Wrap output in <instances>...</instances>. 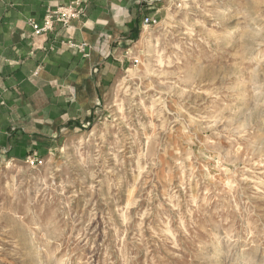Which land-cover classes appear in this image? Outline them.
<instances>
[{"label":"rangeland","instance_id":"1","mask_svg":"<svg viewBox=\"0 0 264 264\" xmlns=\"http://www.w3.org/2000/svg\"><path fill=\"white\" fill-rule=\"evenodd\" d=\"M153 20L83 127L0 164V264H264V0Z\"/></svg>","mask_w":264,"mask_h":264},{"label":"crops","instance_id":"2","mask_svg":"<svg viewBox=\"0 0 264 264\" xmlns=\"http://www.w3.org/2000/svg\"><path fill=\"white\" fill-rule=\"evenodd\" d=\"M72 0H0V164L83 127L130 62L133 34L168 0H89L84 16L34 37L28 19Z\"/></svg>","mask_w":264,"mask_h":264},{"label":"built area","instance_id":"3","mask_svg":"<svg viewBox=\"0 0 264 264\" xmlns=\"http://www.w3.org/2000/svg\"><path fill=\"white\" fill-rule=\"evenodd\" d=\"M87 1L89 0H72L70 3L48 10L42 23L34 19H28L26 24L31 29L32 36L46 35L54 30L56 24L68 26L72 21L83 17L84 6ZM153 24H156L153 19H145L144 21V26L149 27ZM28 162L31 165L41 164V160L36 156L29 157Z\"/></svg>","mask_w":264,"mask_h":264},{"label":"water","instance_id":"4","mask_svg":"<svg viewBox=\"0 0 264 264\" xmlns=\"http://www.w3.org/2000/svg\"><path fill=\"white\" fill-rule=\"evenodd\" d=\"M139 34L138 33H134L133 34V39L136 40L138 38ZM89 117H91V113H89Z\"/></svg>","mask_w":264,"mask_h":264}]
</instances>
